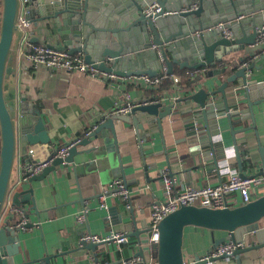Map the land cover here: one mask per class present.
I'll return each mask as SVG.
<instances>
[{
  "label": "crops",
  "instance_id": "obj_1",
  "mask_svg": "<svg viewBox=\"0 0 264 264\" xmlns=\"http://www.w3.org/2000/svg\"><path fill=\"white\" fill-rule=\"evenodd\" d=\"M1 11L0 0V16ZM49 24L55 28L53 20L28 25L25 30L27 38L24 36L21 43L15 76L11 81L17 100L20 102L25 97L32 109L40 110L50 136L48 146L32 144L26 152L18 148L14 168L16 183L12 190H33L29 193L31 199L22 205L29 214L28 223L32 225L19 232L20 252L14 256L13 264H119L122 259L138 252L139 242L135 236H129V241L120 245L115 241L103 242L92 250L81 241L82 235L91 232L105 236L113 230L128 234V225L133 217L137 224L135 228L150 226L151 204L167 199L163 185L166 174L176 177L180 185L201 187L225 181L230 171L240 172L225 117L219 118V127L217 122L209 119L212 130H221V135H213V140H224V149L220 152L225 155L219 159L216 154L203 153L208 147L196 149L198 144L193 141V134L187 128L192 119L196 120L201 115L196 102L187 97L193 92L189 90H197L202 83L207 89H216L232 71L228 67L226 74L205 78L198 83L191 79L192 87L183 88V91L174 87L169 80L164 87L146 88L130 82L129 78L106 79L77 70L51 69L42 64L32 67L22 51L26 42L30 41L31 32L53 42L56 38L49 33ZM127 37L130 41L134 40L135 32L128 30ZM152 48H155L158 56L157 47ZM239 54L241 52L235 55ZM150 55L144 56L146 68L157 69L158 72V57ZM255 62V67L247 75L248 80L251 84H261L263 89L264 58L259 56ZM224 67V63L217 62L212 69L222 70ZM174 70L188 72L190 69L175 64ZM242 90L236 88V83H230L228 99L233 105L234 91L238 96L242 93L239 105L243 109L247 107V100ZM126 93L131 95L132 100L163 97L167 104H174L172 114L164 117L160 125L157 122L148 123V120L155 118L154 114L136 110L133 114L144 124V130L116 120L117 146L112 136L110 141L104 142L103 135L101 141L93 138L92 142L81 144L89 136L88 131H93L104 118L113 114L116 102L124 100ZM218 95L214 97L216 102L219 101ZM253 110L254 119L248 116L234 125L235 129L250 128L236 134L245 173L259 172L264 167V157L259 150L260 143L264 145V98L254 105ZM74 139H79V142L73 162L59 164L41 180L19 183L27 160L44 159L51 154L55 145ZM102 144L104 147L93 149ZM30 148L35 149L34 155L28 152ZM250 156L253 165L249 164ZM117 178L128 186L131 206L128 207L127 200L109 195L105 197L108 207H101L100 196L96 195ZM256 194L257 197L264 194V186L259 187ZM32 197L36 201L37 211L32 208ZM82 212L86 213V219L79 222L78 215ZM16 215L9 198L1 214L0 225L5 222L12 224V218L19 219ZM259 227L264 229V218L260 220ZM229 236L230 233L223 230L187 226L182 246L184 261L191 262L205 255L217 242L223 238L227 240ZM255 241V234L250 233L244 245L254 244ZM46 257L49 258L48 262L44 260ZM241 260L242 264H264V246L244 252ZM212 264H237V261L231 256L217 259Z\"/></svg>",
  "mask_w": 264,
  "mask_h": 264
},
{
  "label": "water",
  "instance_id": "obj_2",
  "mask_svg": "<svg viewBox=\"0 0 264 264\" xmlns=\"http://www.w3.org/2000/svg\"><path fill=\"white\" fill-rule=\"evenodd\" d=\"M192 2H198L196 9L163 14L167 10L178 11L182 6ZM154 3L159 4L162 10L153 16H147L143 9ZM1 4L0 217L9 198L13 206L23 207V203L31 199L29 193L33 192L32 189L12 190L16 183L14 168L18 148L21 147L22 151L26 152L27 147L32 144L48 146L50 143V136L40 110L32 109L25 97L19 102L11 87L20 46L25 36V29L20 24L22 1L1 0ZM23 14L29 25H37L40 21L46 20H53L55 24V28L50 24L48 28L52 38H56L53 42L42 39L34 32L30 33L31 42L66 49L71 54L82 53L88 63L119 76L145 73L156 75L157 69L146 68L144 58L147 55L151 56L150 54L157 56L153 46L163 50L170 73H174L175 64L180 68L204 70L203 74L195 79L197 83L205 78L226 74L227 68L230 67L232 72L216 89H207L202 83L197 90H189L193 92L187 97L196 102L201 109V115L196 120L192 119L187 128L193 134V141L198 144L196 149L208 147L203 153L212 156L216 154L219 159L225 155L220 152L225 144L222 138L213 140V135H221V130L219 128L212 130L209 119L218 124L219 118L225 117L232 134L240 174L246 175L236 134L246 132L250 128L235 129L234 125L248 116L254 119L253 107L264 98V86L262 89L261 84L249 83L247 76L255 67L256 59L259 56L264 58V42L256 44L258 28L264 26V0H28ZM220 23L231 28L235 32V38H228L221 29H216V25ZM128 30L135 32V39L132 41L127 37ZM238 52L241 54L236 56ZM157 57L159 68L160 59ZM249 60H251L249 65H243ZM217 62L224 63L225 67L222 70L212 69ZM230 83H236L237 89L243 88L247 100L246 108L242 109L239 105L242 93L238 96L234 91L235 103L233 105L230 103L228 99ZM217 95L218 102L214 98ZM173 107L174 104L156 103L138 106L127 115L113 113L104 118L81 144L90 143L93 138L101 141L103 135L104 142L110 141L112 136L117 146L116 120L134 124L136 129L144 130V124L133 114L136 110L154 114L155 118L148 120V123L157 122L161 125L162 119L172 114ZM102 147L104 144L93 149ZM259 150L264 157V145L261 143ZM77 153L75 145L65 158H56L42 172L30 178V182L43 179L63 162H73ZM248 160L250 165L254 164L251 156ZM255 173L264 174V167ZM32 200L34 201L32 208L37 211L36 201L33 197ZM26 215L29 217L28 213ZM16 216L18 217V214ZM263 218L264 194L235 207L182 205L159 224L160 240L156 251L158 262L184 264L182 247L184 230L187 226H194L227 231L230 233V239L243 244L248 234H255L254 244L237 248L232 255L237 264H242L241 255L244 252L264 246V229L259 227V222ZM11 220L14 221L12 224L5 222L4 225H0V264H13L14 256L20 252L21 229L14 226L17 218ZM129 223L128 235L135 236L139 244L146 242L152 235L150 226L135 228L137 224L134 217ZM30 225L32 224L27 223L26 227ZM224 241L225 238L217 242L214 248ZM102 243L84 242L87 248L92 250H96ZM141 254V249L135 253ZM48 257L44 258L47 262ZM200 257L192 260L191 264H206L207 261L200 260ZM228 257L231 256L223 255L211 261Z\"/></svg>",
  "mask_w": 264,
  "mask_h": 264
},
{
  "label": "built area",
  "instance_id": "obj_3",
  "mask_svg": "<svg viewBox=\"0 0 264 264\" xmlns=\"http://www.w3.org/2000/svg\"><path fill=\"white\" fill-rule=\"evenodd\" d=\"M22 1V14L20 16V24L26 30L29 23L24 16V8L28 0ZM198 2H192L182 6L178 11L167 10L163 14H171L174 12H185L196 9ZM162 10L159 4L154 3L147 5L143 12L147 16H153ZM216 29H221L224 36L228 38H235V32L225 26L223 23L216 25ZM264 26L258 28V37L256 44L264 42ZM25 38L27 34L25 33ZM158 56L160 59V68L156 75L150 74H132L129 76H119L113 72L104 71L96 67L92 63H88L82 53L71 54L66 49L51 48L45 44L26 42V46L22 51L25 59L32 65L38 66L40 64L45 65L51 69H65L68 71H81L89 73L93 76L103 77L106 79H115L119 77L129 78L130 82L137 83L143 87H160L164 82L170 81L174 84V87L181 88L180 77L169 72L168 62L163 50L157 47ZM257 56L255 57V59ZM251 60L246 61L243 65H249ZM202 69H190L188 75L193 78H197L198 75L203 74ZM249 74V73H248ZM123 80V79H122ZM126 80V79H124ZM123 82V81H122ZM187 89V88H186ZM185 90V89H184ZM183 90V91H184ZM167 104L163 97L161 98H148L144 100H132L131 95L126 93L125 99L116 102L113 113L117 114H131L134 109L138 106L147 104ZM91 131L87 132V135ZM79 139L65 144L55 145L52 149L51 154L44 159H29L26 161L23 167L22 178L19 179V183L26 182L33 176L42 172L47 166L51 165L56 158H65L70 149L77 145ZM31 155L35 154V149L30 148L28 151ZM228 178L219 184L211 185L205 184L201 187H193L187 185H180L177 178L174 176H163V185L167 194V199L164 202L154 201L151 204V221L150 228L152 235L148 237L146 242L138 244L139 249L142 250L141 255H132L129 258L122 259L119 264H159L156 251L160 240L159 224L160 222L170 213L177 210L182 205H196L205 206L210 208H224V207H235L238 205L246 204L257 198L256 191L259 187L264 186V174H256L255 172L245 173L242 176L240 172L230 171L228 172ZM109 195L119 196L123 200L128 201V207L131 206L129 203L130 192L128 186L121 178H117L112 181L107 187H104L102 192L99 194L101 207H108L105 201V197ZM237 196L239 198H237ZM13 210L18 214V221L16 227L20 229H26L28 223L27 210L25 207L13 206ZM86 219V213L82 212L78 215V221L84 222ZM82 242H111L115 241L118 245L129 241V235L127 232L121 231H110L105 236H100L91 232H86L82 235ZM244 247L241 242H234L228 238L223 243H220L215 248H211L205 255L200 257V260H206V264H212L211 259L218 258L223 255L232 256L237 248ZM192 262V261H191ZM191 262H184V264H191Z\"/></svg>",
  "mask_w": 264,
  "mask_h": 264
},
{
  "label": "trees",
  "instance_id": "obj_4",
  "mask_svg": "<svg viewBox=\"0 0 264 264\" xmlns=\"http://www.w3.org/2000/svg\"><path fill=\"white\" fill-rule=\"evenodd\" d=\"M173 74L174 75H178L180 77V84L184 88H187V89H190L192 87V81H191V79H196V78H193L190 75H188V72H186L184 70H182V71H176V72L174 71ZM166 82L163 83L164 85L162 84L163 87L165 86Z\"/></svg>",
  "mask_w": 264,
  "mask_h": 264
}]
</instances>
